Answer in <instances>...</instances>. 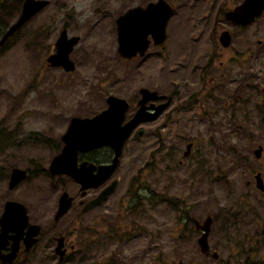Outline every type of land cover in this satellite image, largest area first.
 <instances>
[{
  "label": "rangeland",
  "instance_id": "rangeland-1",
  "mask_svg": "<svg viewBox=\"0 0 264 264\" xmlns=\"http://www.w3.org/2000/svg\"><path fill=\"white\" fill-rule=\"evenodd\" d=\"M49 1L0 46V217L18 201L42 229L38 249L13 264H57L62 235L77 247L64 264H264V191L256 185L259 174L264 187V14L246 28L221 17L215 30L199 17L208 0H168L175 11L163 46L125 59L118 18L158 0ZM23 2L0 0L3 32ZM224 29L234 30L226 48ZM63 30L79 39L69 72L46 61ZM141 88L172 102L125 143L110 179L118 188L77 224L79 188L48 170L60 138L72 117L105 110L110 95L136 102ZM13 168L28 177L10 190ZM63 192L74 196L73 210L54 222ZM208 216L204 254L194 222Z\"/></svg>",
  "mask_w": 264,
  "mask_h": 264
},
{
  "label": "water",
  "instance_id": "water-1",
  "mask_svg": "<svg viewBox=\"0 0 264 264\" xmlns=\"http://www.w3.org/2000/svg\"><path fill=\"white\" fill-rule=\"evenodd\" d=\"M49 4V0H24L18 18L9 25L0 38V46L6 43L35 15L48 7ZM251 5H254L257 9H250L249 6ZM263 8L264 0H246L234 11L226 14V18L237 25L246 26L261 14ZM172 15L173 8L166 0L150 3L145 8L135 7L129 9L117 20L118 54L122 58L131 59L137 55L144 56L151 42L155 46H163L166 40L167 23ZM221 36L220 43L223 47H228L230 43L229 33L223 32ZM78 40V37L68 38L66 30H63L55 43L56 52L46 58L48 64L52 67H63L68 72L73 71L74 63L70 59V53L78 43ZM140 92L142 98L139 101V105L141 107L136 115L125 124L123 122L126 111L129 108L128 102L112 95L107 99V109L93 117H72L67 130L61 137L64 146L60 154L51 160L49 173L52 176H67L73 179L80 184L82 191L99 186L110 178L118 167L124 143L132 131L140 123L156 120L169 105L168 101L155 107V111L145 118L144 104L150 100L164 99L165 96H159L155 91L145 88L141 89ZM139 134H142V131ZM103 146L112 147L115 151V156L110 164L97 167L96 173H94L96 169L94 164L78 162L79 153ZM191 146V144L187 145L185 156L189 155ZM260 153L261 148L255 151L257 157L260 156ZM27 177L28 173L26 170L13 168L10 175L9 188H16ZM256 185L259 190L264 191L259 174L256 175ZM117 187L118 181L115 180L95 199L88 202L82 209L81 214L102 205L106 198L116 191ZM71 205L72 198L67 192L62 193L54 221H58L65 215ZM212 221L213 219L210 216L203 223L195 221V228L201 231L198 245L200 251L204 254H207L210 250L208 237ZM40 231L41 227L39 225L29 222L28 211L23 203L18 201L6 202L3 214L0 217V260L4 264H11L16 258L20 240L24 238L26 250H30L37 242ZM9 240L13 241L12 250L7 254H2L9 244ZM58 242L56 251L60 253L63 239H59ZM60 256L59 260H62L63 254ZM213 257L217 258V255L213 254Z\"/></svg>",
  "mask_w": 264,
  "mask_h": 264
},
{
  "label": "flooded vegetation",
  "instance_id": "flooded-vegetation-1",
  "mask_svg": "<svg viewBox=\"0 0 264 264\" xmlns=\"http://www.w3.org/2000/svg\"><path fill=\"white\" fill-rule=\"evenodd\" d=\"M169 4H170V2L168 1V0H166ZM194 1H196V0H194ZM224 1V0H223ZM225 1H227V0H225ZM246 2V0H233V2L231 3V5L229 6H222V3L221 2H219V0H208L207 2H206V6H204V4L205 3H203L202 4V8L204 7L205 8V12H204V14L203 15H201V16H199L200 18H201V20H210V19H212L213 20V26H214V28H215V30L218 28V27H216L217 25H218V23L220 22V21H222L221 20V17H223L224 18V20L223 21H225L226 22V24L227 25H229V26H231L232 28H246V27H248L249 25H251L253 22H255L257 19H259L263 14H264V8L262 9V12H261V14L258 16V17H256L250 24H248V25H246V26H242V25H237L236 23H234L233 21H231V20H228L227 18H226V14H228V13H230V12H232V11H234L237 7H239L240 5H242L243 3H245ZM194 3H190V2H188V5H189V7H191V8H193L194 7V5H193ZM171 5V4H170ZM172 6V5H171ZM200 7V8H201ZM172 8H173V14H174V7L172 6ZM190 8V9H191ZM249 8L250 9H254V10H256L257 9V7H255L254 5H251V6H249ZM198 10H199V8H198ZM248 13V12H247ZM245 17H246V15H245ZM222 32H228L229 33V35H230V37L233 35V32H234V30L233 29H224ZM221 32V33H222ZM220 33V34H221ZM231 39V38H230ZM220 43V42H219ZM220 45H222L221 43H220ZM154 46V45H153ZM156 47V46H155ZM158 47H162V46H158ZM223 48H225V47H223ZM137 56H139V55H137ZM136 57V56H135ZM64 69V68H63ZM141 89H143V88H141ZM140 89V90H141ZM146 89V88H145ZM139 93H140V99L138 100V101H136V102H129L128 100H126V99H124V100H126L127 102H128V105H129V108H128V110L126 111V114H125V120H124V124L125 123H127L128 121H130L135 115H136V113L138 112V110L140 109V105H139V101L141 100V98H142V95H141V92L139 91ZM159 95V94H158ZM111 96V95H110ZM112 96H114V95H112ZM159 96H165V95H159ZM109 97V96H108ZM108 97L106 98V104H107V99H108ZM116 97V96H115ZM166 97V96H165ZM119 98V97H118ZM121 99H123V98H121ZM169 99V100H168ZM166 100H168L169 101V105L164 109V111L170 106V104H171V102H172V97H170V98H167V99H159V100H155V101H152V100H150V101H147L145 104H144V106H145V111L144 112H146V116H145V118L146 117H149L150 116V114L151 113H153L154 111H155V107H158V106H160V105H162L164 102L163 101H165L166 102ZM160 101H162V102H160ZM107 107H108V104H107ZM107 107L105 108V109H107ZM130 109H132V110H134V111H130ZM96 115V114H95ZM91 117H93V116H91ZM71 120V119H70ZM154 121H156V120H153V121H148V122H143V123H140L134 130H133V132H132V134L130 135V137H129V139L131 138V136L132 135H134L135 133H136V135L138 136V137H142L144 134L142 133V134H139V132L140 131H142L143 129H140V126L141 125H146V124H150V123H153ZM69 123H70V121H69ZM69 125V124H68ZM145 132V131H144ZM62 137V136H61ZM128 139V140H129ZM127 140V141H128ZM60 143L61 144H63V146H64V143L62 142V140H61V138H60ZM126 141V142H127ZM125 142V143H126ZM61 146V145H60ZM63 146H62V148H63ZM124 146H125V144H124ZM62 148L60 149V151L55 155V156H57L58 154H60V152H61V150H62ZM124 151V150H123ZM122 154H123V152H122ZM54 156V157H55ZM114 156H115V151H114V149L112 148V147H110V146H103V147H99V148H95V149H92V150H90V151H87V152H82V153H79V157H78V162L79 163H81V162H88V163H90V164H94L95 166H96V169L94 170V173H96L97 172V167H99L100 165H107V164H110L112 161H113V158H114ZM122 157V156H121ZM121 159V158H120ZM120 163V162H119ZM118 167H119V164H118ZM117 167V168H118ZM13 170V169H12ZM117 170V169H116ZM115 170V171H116ZM12 172V171H11ZM27 173H28V171H27ZM115 173V172H114ZM113 173V174H114ZM113 174H112V176H113ZM11 175V174H10ZM111 176V177H112ZM64 177H67V176H64ZM111 177L110 178H108L107 180H105L102 184H100L99 186H96V187H94V188H89V189H87L86 191H82L81 189H80V185L76 182V181H74L73 179H71V178H69V177H67V178H69V180L72 182V183H74V184H76L77 185V187L79 188V190H78V192H77V194H75L74 196H79L81 199L77 202L79 205H80V207L78 208V210H80L79 212L77 211L76 213H73V214H71L72 215V217H74V214H75V219H76V222H77V224L78 223H80L81 221H82V217L84 216V215H86V213H84V214H81V212H82V209L84 208V206L89 202V201H91V200H93V199H95L99 194H100V192L101 191H103L105 188H107L112 182H114L115 180H117L118 182H119V180L118 179H113V180H111L110 181V179H111ZM110 181V182H109ZM104 185V186H103ZM10 189V188H9ZM15 189V188H14ZM10 190H13V189H10ZM97 190H99V191H97ZM91 192H93V194H94V196L92 197V198H90V193ZM64 193V192H63ZM68 193V192H67ZM68 195L72 198V205H74V203H75V201H74V196L73 195H70L69 193H68ZM61 196V195H60ZM109 197V196H108ZM108 197L106 198V200L108 199ZM60 198V197H59ZM9 201H12V200H9ZM8 202V201H7ZM72 205H71V207H72ZM58 206H59V199H58ZM71 209V208H70ZM69 209V210H70ZM57 210H58V207H57ZM57 210H56V212H57ZM68 210V211H69ZM71 210H73V208L71 209ZM89 212V211H88ZM68 213V212H67ZM66 213V214H67ZM65 214V215H66ZM64 216V215H63ZM62 216V217H63ZM61 217V218H62ZM55 222V221H54ZM195 225V224H194ZM74 231V230H73ZM76 231V230H75ZM74 231V232H75ZM201 232V231H200ZM41 233H42V229H41V231H40V234H39V236L37 237V242L32 246V248L30 249V250H26V246H25V243H24V238H22L21 240H20V242H19V249H18V252H17V255H16V258H15V260L11 263V264H13L15 261H17L19 258H21V257H26L31 251L33 252V250H36V249H38V244H40V242H41V239H40V237H41ZM69 236H65V235H62V236H60V237H58V238H56L55 239V242H56V246H55V248H54V254H55V257L57 258V260H58V262H57V264H64L68 259H69V256L70 255H73V254H75L76 253V249H77V247H76V245H75V241H72L71 242V240L68 238ZM59 239H63V242H62V247L60 248V253H57V251H56V247L58 246V244H59V242H58V240ZM85 242V241H84ZM83 242V243H84ZM12 243H13V241L12 240H9V244L6 246V249L5 250H3V252H2V254H7V253H9L11 250H12ZM209 252H210V250H209ZM208 252V253H209ZM63 254V256H62V260H59L60 259V255H62ZM207 253V254H208ZM0 264H4L1 260H0Z\"/></svg>",
  "mask_w": 264,
  "mask_h": 264
},
{
  "label": "trees",
  "instance_id": "trees-1",
  "mask_svg": "<svg viewBox=\"0 0 264 264\" xmlns=\"http://www.w3.org/2000/svg\"><path fill=\"white\" fill-rule=\"evenodd\" d=\"M4 34V32L0 29V37Z\"/></svg>",
  "mask_w": 264,
  "mask_h": 264
}]
</instances>
